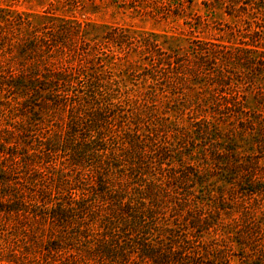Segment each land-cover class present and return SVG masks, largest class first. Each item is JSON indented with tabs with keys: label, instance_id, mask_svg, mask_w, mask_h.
Wrapping results in <instances>:
<instances>
[{
	"label": "rangeland",
	"instance_id": "374dc122",
	"mask_svg": "<svg viewBox=\"0 0 264 264\" xmlns=\"http://www.w3.org/2000/svg\"><path fill=\"white\" fill-rule=\"evenodd\" d=\"M59 21L69 29L68 48L54 53V60L45 66L52 69L63 63L68 70L104 72L119 89L118 104L125 108L107 117L108 146L113 144L116 150L123 142L120 134L137 131L145 141V166L156 151L166 149L172 161L163 167L172 169L170 174L187 164L206 175L197 206L207 214L217 210L219 226L215 232L189 238V247L199 246L188 255L194 264H264V192L245 196L238 186L225 184L210 157L217 142L223 153L237 154L245 161L255 158L264 191V105L254 99L264 95V71L251 77L235 61L244 48L264 51V0H0V264H80L93 259L96 222L83 221L79 231L74 225L64 228L52 222L46 214L55 203L88 195L94 184L91 169L70 168L61 154L51 162L31 159L37 158L32 156L34 150L44 153L35 143L41 136L64 132L67 112L37 108L33 112L37 116L22 118L24 100L2 83L27 68L19 54L27 34ZM110 34L113 43L105 40ZM198 49H204V56ZM224 56L233 58L214 61ZM218 64L223 65L219 66L224 87L216 85ZM248 76L252 83H247ZM222 91L244 95L243 118L249 121L212 113L221 104ZM34 104L43 106L39 100ZM29 123L31 156L9 158L6 149L17 139L16 133L9 134L12 127ZM168 180L161 177L171 187L170 201L186 198ZM74 185L80 189L71 190ZM10 203H19L13 206L19 210L9 211ZM173 208L168 202L165 222L186 229L185 211ZM128 235L123 236L125 243L132 239ZM136 254L115 263L98 256L93 264H146ZM186 260L185 264L192 263Z\"/></svg>",
	"mask_w": 264,
	"mask_h": 264
},
{
	"label": "trees",
	"instance_id": "16d2710c",
	"mask_svg": "<svg viewBox=\"0 0 264 264\" xmlns=\"http://www.w3.org/2000/svg\"><path fill=\"white\" fill-rule=\"evenodd\" d=\"M60 22L57 23L58 25L48 22L40 30L32 29L27 34L25 44L19 52L20 57H24L27 68L19 71L16 77L3 79L6 81L2 83H6L11 93L24 100L20 105L22 118L31 119L28 114L37 116L36 112L33 113L37 108L65 110L68 121L64 124V132L55 133L51 138L41 136L40 140L35 142L36 148L38 146L44 152L40 153L32 149L34 146L31 124L29 123L30 126L24 124L20 129L13 126L14 131H10L9 134L13 136L16 133L17 139L7 147L5 154L15 159L19 155H28L30 150H34L32 156L37 158L31 159H40L43 162H51L56 159V155L61 154L66 158L70 168L83 172L91 169L94 184L91 190H88V195L82 193L76 200L71 198L72 200H68L67 203L64 201L55 203L50 212L46 213L47 218L52 222L63 225L64 228L71 224L79 231L83 221L87 220L89 225L96 222L98 233L95 238L93 237L94 244L90 249L93 259H87L80 264H93L98 256L115 263L122 258L126 259L131 253H137L139 258L146 260V264H185L186 258H190L191 264H194L192 257L188 255H194L193 249L199 246L189 247L191 241L189 238L210 234L219 226L217 210L207 214L197 206L201 204L197 194L202 192L206 175L199 168L193 171L187 164L182 168L179 165L178 172L174 171L173 175L170 174L172 169L168 170L165 167L170 166L168 162L172 161V155L166 149L156 151L149 159L150 165L145 166V141L140 138L137 131L132 133L128 130L129 133L124 131L120 134L124 138L121 144L118 143L116 150L112 149L113 144L108 146L107 117L119 108L120 112H124L125 108L122 102L118 104L119 89L114 80L104 72L95 75L81 69L68 70V67H63V63L52 69L48 68V65L45 66L47 62L50 63L48 60H54V53L55 55L61 51L64 53V49L68 48L65 38L69 29L59 25ZM105 40L109 43L114 42L111 34L106 36ZM254 47L244 48L240 57L235 59L251 77L256 74L254 72L261 69L264 71V51ZM198 51L201 56L205 53L204 49ZM232 58L224 56L214 58V61L223 63ZM35 62L37 65L33 67L31 63ZM198 62L201 67L204 66L203 61L201 63L198 59ZM219 65L220 70L214 75L215 79H219L216 80V85L224 87L225 84L221 80L223 69L220 67L223 65ZM250 76L245 78L248 80L247 83H252ZM236 92L222 91L219 95L222 99L221 104H217V109L212 113L227 114V117L241 119V122L249 121L243 118L244 95L239 91ZM257 97L259 98H254L256 103L264 105V95ZM36 100L41 101L46 107L35 106ZM81 115L85 118L82 119ZM18 144H22V147L19 151H15L13 147ZM216 146L217 142H214L210 157L214 164L218 165L225 184L238 186L242 193L245 192V196L264 192L260 178L257 176L259 163L255 158L245 161L237 154L223 153ZM30 156L29 153L28 157ZM161 177L168 178L169 182L172 181L174 190L184 191L183 195L186 198L178 201L175 197L173 198L175 202H171L168 196L171 187L161 182ZM77 189H80L77 185L71 188V190ZM178 192H172V195L177 196ZM168 202L173 205L175 212L185 211L183 221L186 229L165 222L164 210L167 209ZM12 204L7 205L9 211L19 210L13 207L19 203ZM125 234H129L128 237L132 238L126 243L123 241ZM69 237L72 238L73 233L69 232ZM191 244H194V241ZM120 245L131 247L122 248ZM49 250L57 249L49 248Z\"/></svg>",
	"mask_w": 264,
	"mask_h": 264
}]
</instances>
